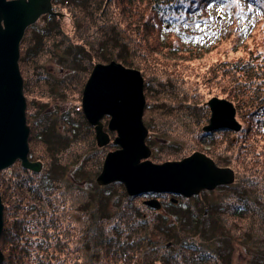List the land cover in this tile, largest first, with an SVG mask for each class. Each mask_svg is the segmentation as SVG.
Listing matches in <instances>:
<instances>
[{"label":"trees","instance_id":"trees-1","mask_svg":"<svg viewBox=\"0 0 264 264\" xmlns=\"http://www.w3.org/2000/svg\"><path fill=\"white\" fill-rule=\"evenodd\" d=\"M67 1L68 30L49 15L30 25L20 44L29 150L43 148L30 158L41 159L43 168L18 171L25 176L15 193L18 202L10 203L12 194L0 181L2 264H232L236 245L244 264H264V10L259 6L254 15L260 39L251 33L241 40L253 4L229 0L231 23L205 47L199 26L213 19L215 0ZM257 1L264 2L248 0ZM219 45L243 55L211 62L205 55L214 57ZM52 56L63 71L53 89L44 68ZM111 59L140 70L143 113L157 115L150 121L163 131L173 113L180 116L174 130L183 135L192 125V138L200 143L199 125L208 115L204 101L217 95L234 103L241 128L233 131V141L229 132L224 139L209 137L212 147L223 146L234 156L221 161L234 179L218 201H196L207 205V213L200 204L192 213L191 201L182 205L179 198L163 202L167 213H162L128 195L118 181H94L108 145L97 144L80 98L93 64ZM208 82L220 88L205 89ZM47 97L69 107L44 112ZM158 127L151 130L157 133Z\"/></svg>","mask_w":264,"mask_h":264},{"label":"water","instance_id":"water-1","mask_svg":"<svg viewBox=\"0 0 264 264\" xmlns=\"http://www.w3.org/2000/svg\"><path fill=\"white\" fill-rule=\"evenodd\" d=\"M44 13L61 15L52 10L51 0H0V170L17 159L25 168L36 172L43 165L40 160L28 158L29 126L18 59L25 29ZM207 104L211 113L208 123L202 127L204 131L221 127L234 131L240 129L231 101L211 97ZM144 105L143 77L139 70L115 60L93 65L82 89V112L94 126L99 145L109 140L100 120L109 115L108 129L116 131L113 143L118 146L105 154L95 179L97 184L122 182L130 195L165 191L188 197L202 189H213L233 181L231 168L217 166L212 158L200 151H193L179 160L152 162L148 158L150 149L145 143ZM144 203L160 207L157 198L144 200ZM2 210L0 199V231ZM2 260L0 249V264Z\"/></svg>","mask_w":264,"mask_h":264},{"label":"rangeland","instance_id":"rangeland-1","mask_svg":"<svg viewBox=\"0 0 264 264\" xmlns=\"http://www.w3.org/2000/svg\"><path fill=\"white\" fill-rule=\"evenodd\" d=\"M228 1L229 0H215V1H213V3L210 6L211 12L214 15L213 19L211 21L201 23L199 26L201 29H203V31H202L201 36L198 37V40L205 42V47L208 43L212 42L214 38L218 37L217 36L218 33H220V34L223 33V31L227 28L226 25L231 23L232 19L230 20L228 18L229 11L227 8L231 5H229ZM243 3L246 6H251L253 4V10H251L249 12L247 19H246V22H244V24H243L244 31H243L240 39L241 40H243L244 38L246 39V38H248L247 35L252 33V36H254V37L256 36L255 37L256 40H259L261 37V35H260L261 33L259 31L260 29L257 26V24L254 23V15H256L260 11V9L264 10V9H262L264 7V2L263 1L262 2L257 1V2H253L250 4L248 2V0H243ZM67 4H68L67 0H64L62 2V4L60 3V0H52L53 10L56 12L62 13V14L57 15V14L44 13L34 23H36L39 20L45 21L46 16L53 15V16L59 17V20L62 23L64 29L68 30L70 28V21L71 20L69 18V14L66 12L65 7L67 6ZM232 4H234L233 1H232ZM58 5H61L62 8L58 7ZM259 6H260V9H259ZM34 23H32L30 25H33ZM28 27L25 29V32L28 30ZM25 32H24L22 39L24 38V36L26 34ZM250 40L251 39L249 38L248 41H250ZM252 40H253V38H252ZM20 44H21V41H20ZM222 46L223 45H219L217 48H215L217 54L214 53V55H215L214 57L212 56V54L210 55V53H207V55H205V56H208L209 60L212 62L213 60L215 61V59H219L220 61H222V60L226 59V57L233 58L236 55H243L242 54L244 52L243 50H242L243 52L240 51L239 53H237L236 49H228L227 52H223ZM56 50H58V48ZM224 55H226V57ZM111 60H115V59H111ZM111 60H109V61H111ZM98 62H102V61H97L95 63H98ZM117 62H119V61H117ZM102 63H107V62H102ZM127 67H129V66H127ZM44 68L50 73V76L52 77L51 78L52 83H53L52 89L57 88L56 83L58 82L59 78L61 77L63 71L60 70L59 64L56 62L54 56L45 60ZM131 68H133V67H131ZM134 69H136V68H134ZM137 70H139V69H137ZM211 79H213L215 82L218 83V80L216 77L211 78ZM217 83L208 82V87H206L205 89L209 88V90H212L211 87H214L215 89L217 87L220 88V84H217ZM143 85H144V82H143ZM83 86H84V84H83ZM82 89H83V87H82ZM56 90L57 89H55V91ZM143 93H144V90H143ZM81 96H82V93H81ZM211 96H217V95H211ZM144 97H145V103H146L145 94H144ZM210 97H208L207 99H209ZM207 99L204 101V104L206 103ZM44 100H46L45 101L46 104H44L42 106V108H44L43 109L44 112H46V111L47 112H52V111L58 112L61 109H63L64 107H66V108L69 107V103L62 102V101L60 102V100H58L54 97H47ZM80 102H81V98H80ZM80 107H81V103H80ZM144 107H145V105H144ZM81 110H82V108H81ZM143 112H144V109H143ZM209 114H210V111L208 108V115H207L205 122H203L202 124L199 125V128H200L199 134L202 136V139H200V143H198L197 141H194V138H192V135H191L192 133L190 132V130H191L190 128L193 127L192 125L189 126L190 130L187 128L189 133L183 132V135L180 134L178 130H174L175 128H177L176 124H178L177 122L174 123V119L177 120V118H179L180 116L173 115V113L170 114L169 116H167L168 117L167 119H169L167 121V124L163 123V125H162L163 127L167 126V128H164V131H163L162 128H160V126L158 127L157 125H155V123L153 121H150V118L155 120L157 118V115H150V114L145 115L143 113L142 114V121H143L144 126L147 129V134L145 137V143L148 145V147L150 149V155L148 156V158L152 162L161 163V162L167 161V160H179L185 156H188L193 151H200V152L205 153L210 158L217 157V159H219L218 162L215 163L217 166L227 167L226 164H222L221 161L223 162L225 159H227V157L234 160L235 159L234 156L229 155L228 154L229 151L226 150V148H224L223 146L215 145L212 147V145L209 142V137L214 136L215 134H220L222 136V138L224 139L227 137V135H226L227 132L230 133L231 139L234 138L235 136L233 134V131L228 130V129H215V130H211L209 132L204 131L202 129V127L208 123ZM154 126L158 127L159 131L157 133L156 132L154 133L151 130V128ZM196 128L197 127H194V129H196ZM184 134H186V135H184ZM111 136H112V134H111ZM113 138H112V140H113ZM112 140L108 143V148H107L106 153L109 150H114L115 148L118 147L117 145L112 143ZM190 140L194 142L195 146H194V144L193 145L189 144V143H191ZM232 141H233V139H232ZM96 142H97V140H96ZM112 144L114 145V147L111 146ZM179 146H181V147H179ZM28 147H29V144H28ZM29 149H30V147H29ZM42 151H43V148H41V146L36 148L35 153H33V154L29 150L28 151L29 160H31V161L40 160L42 162V160L38 159L37 157L30 158V153L34 156V155H37V153L40 155V153H42ZM103 159H104V157H103ZM8 167L0 170V181H2L4 179L6 181V183H5L6 185L1 184V182H0V184H1V188L3 187L5 189V191L7 189V191H9L12 194V197H11L12 201L10 203H12V202L14 203V202H18L20 199V196H17L15 194L20 189L18 187L19 186L18 182L20 181L19 179H20V177H22L21 180H22V182L25 183V181H24L25 176L24 177L21 176L22 172L18 168H16V169L13 168V170L10 171V174H9L8 170H7ZM100 170H101V168H100ZM100 170L97 172V174L94 177L95 182H96V180H95L96 176L99 174ZM18 171H20L21 174L18 173ZM29 171H32V170L29 169ZM32 172L37 173L36 171H32ZM9 180L12 182H10ZM232 182L227 183V184L217 185L213 189H202L200 192L193 194L191 196H188V197L181 195V194L172 193V192H165L164 191V193H169V194L171 193L172 196H175L174 198L178 197L180 199L179 203H181L182 205H187V203H189L191 201L190 204L192 206H190V211L193 213L194 211L198 212L200 210V207H199L200 203L198 204L197 202L205 201L207 203V201H208L207 199H209L211 197L214 200V202L218 201V198H220L223 194H225V192H223V190H221V189H223L226 185L231 184ZM120 183H122V182H120ZM98 185H100V184H98ZM102 185H107V184H102ZM123 186H124V184H123ZM124 189H125V186H124ZM125 191H126V189H125ZM126 193H127V191H126ZM160 193H163V192L145 191V192H140V193L134 194V195H130L128 193L127 194L130 196H133L136 200H138L140 203H142L146 207H149L151 209L153 208V209L160 210L162 213H167L165 210L164 203H167L170 199H169L168 195H165L163 198H158L157 195H159ZM145 194H147L148 196ZM150 195H152V196L149 197ZM196 196H198V200H195ZM150 198H157L158 200H160V207L155 208V207H151V206L144 203V200H147ZM204 198H206V200H204ZM203 204L202 205L200 204L202 206L201 207L202 209L200 211H201V213L205 214L208 212L209 209H208L207 205H203ZM173 230H175V229H173ZM4 239H6V238H5V236H3V232H2V234L0 236V249H1L2 254H3V259H4L5 253H4V249L1 247V244H2V241ZM235 248H236V250L233 254L232 264H244L245 259H244L243 253H241V249L239 248L238 245H236ZM2 262H4V260H2ZM2 262H1V264H2ZM153 263L156 264V262H153ZM153 263H151V264H153Z\"/></svg>","mask_w":264,"mask_h":264},{"label":"flooded vegetation","instance_id":"flooded-vegetation-1","mask_svg":"<svg viewBox=\"0 0 264 264\" xmlns=\"http://www.w3.org/2000/svg\"><path fill=\"white\" fill-rule=\"evenodd\" d=\"M108 119H109V116L108 115H104L100 120H101V122H102V130H103V132H105L106 134H108V136H109V141H111L112 140V138L116 135V131H114V130H109L108 129ZM91 125V124H90ZM92 126V129H93V131H94V126L93 125H91ZM111 134H112V136H111ZM94 135H95V131H94ZM103 136H104V134L103 133H101L100 134V137L101 138H103ZM20 163V161L19 160H16L11 166H9L8 168H7V170H8V173L10 174V171H12L13 170V168L17 165V164H19ZM25 171H27V169L25 170ZM10 181V180H9ZM10 182H12V181H10ZM149 194V193H148ZM145 195H147V194H145ZM165 195H168V197H169V199H171L172 201H177L178 200V197H176V198H174L175 196H172L171 195V193L169 194V193H160L159 195H157V197L158 198H163ZM148 196V195H147ZM152 195H150L149 197H151Z\"/></svg>","mask_w":264,"mask_h":264},{"label":"bare ground","instance_id":"bare-ground-1","mask_svg":"<svg viewBox=\"0 0 264 264\" xmlns=\"http://www.w3.org/2000/svg\"><path fill=\"white\" fill-rule=\"evenodd\" d=\"M51 8H52V10H53V6H52V0H51ZM62 14V13H61ZM39 19V18H38ZM37 19V20H38ZM20 45H19V59H20ZM19 59H18V65H19V70H20V74H21V76H22V73H21V69H20V61H19ZM90 74V73H89ZM89 76V75H88ZM88 78V77H87ZM22 79H23V76H22ZM87 80V79H86ZM86 82V81H85ZM85 82H84V84H85ZM23 94H24V88H23ZM24 97H25V101H26V95L24 94ZM211 97H218V98H223V97H220V96H211ZM210 97V98H211ZM209 98V99H210ZM209 99H207V101L209 100ZM227 99V98H226ZM227 100H229V99H227ZM207 101H206V106L209 108V106H208V104H207ZM229 101H231V100H229ZM232 102V101H231ZM81 103V102H80ZM233 103V102H232ZM26 105H27V101H26ZM233 105H234V103H233ZM234 107H235V105H234ZM235 109H236V107H235ZM209 111H210V108H209ZM210 113H211V111H210ZM25 116H26V109H25ZM109 116V115H108ZM209 116H210V114H209ZM235 116H236V114H235ZM237 119V118H236ZM87 120V119H86ZM109 120V119H108ZM239 122V121H238ZM26 123H27V120H26ZM89 123V122H88ZM240 123V122H239ZM28 124V123H27ZM90 124V123H89ZM241 124V123H240ZM28 126H29V124H28ZM241 128V127H240ZM217 129H227V128H225V127H221V128H217ZM228 130H230V129H228ZM240 130V129H239ZM238 130V131H239ZM231 131H234V130H232L231 129ZM207 132H209V131H207ZM236 132V131H235ZM29 133H30V126H29ZM28 137H29V135H28ZM96 138V137H95ZM110 141L108 140L106 143H104V144H101V145H108V143H109ZM112 143H113V140H112ZM116 145V144H115ZM17 160H19V159H17ZM16 161V160H15ZM14 161V162H15ZM13 162V163H14ZM102 163H103V161H102ZM12 165V164H11ZM10 165V166H11ZM102 166V165H101ZM18 167H20V170H21V172H22V175H26L27 174V172H28V168H25L22 164H21V162L19 163V164H17L15 167H14V169H16V168H18ZM42 168H43V166H42ZM42 168H41V170H42ZM27 169V171H25ZM40 170V171H41ZM123 184V183H122ZM0 199H1V202H2V195L0 194ZM159 202H160V200H159ZM2 204H3V202H2ZM2 219H3V210H2ZM3 228H4V226H2V229H1V231H0V236H1V234H2V232H3Z\"/></svg>","mask_w":264,"mask_h":264}]
</instances>
